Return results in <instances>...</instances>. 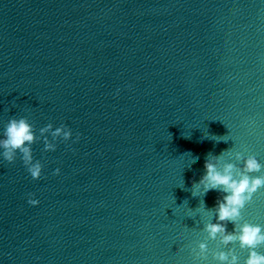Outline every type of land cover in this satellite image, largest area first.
Here are the masks:
<instances>
[{"label":"water","instance_id":"95a60500","mask_svg":"<svg viewBox=\"0 0 264 264\" xmlns=\"http://www.w3.org/2000/svg\"><path fill=\"white\" fill-rule=\"evenodd\" d=\"M13 117L43 171L0 157V264H215L221 194L190 188L209 152L264 164V0H0V138ZM49 123L73 136L45 152Z\"/></svg>","mask_w":264,"mask_h":264},{"label":"clouds","instance_id":"9594fccd","mask_svg":"<svg viewBox=\"0 0 264 264\" xmlns=\"http://www.w3.org/2000/svg\"><path fill=\"white\" fill-rule=\"evenodd\" d=\"M119 90H117V95ZM40 135L43 137L44 151H55L57 141L67 142L72 139V130L65 124H61L53 130L51 123L40 128ZM45 133H50L45 136ZM228 134L219 136L227 137ZM80 139L76 135L75 141ZM37 141L34 127L27 117L19 119L11 118L0 138V157L9 164L14 163L19 157L33 180L42 177L43 164L35 160L32 145ZM228 142L221 139L216 142ZM234 160L233 162H223L224 156ZM199 157H193L194 164ZM242 164V166H240ZM204 173L198 181H193L191 185V195L193 198L206 196L210 191L220 193L212 208H208L204 202L202 210L206 215L214 217L215 222L208 221L203 225L202 231L207 235L205 242H200L198 248H193L192 253L196 259L207 261L209 254L215 264H241L240 256L235 248L228 247L230 244H238L241 250H247V258L243 264H264V252L259 251L264 248V226L250 223L244 219L243 210L253 200L254 195L264 189V164H261L254 155H247L242 151L222 150L219 155L209 152L204 162ZM60 169L55 170L58 175ZM259 173V175H257ZM30 198L28 203L36 206L37 199ZM232 224L231 231L227 225ZM217 241V249L210 250L207 241ZM227 249L221 250V247Z\"/></svg>","mask_w":264,"mask_h":264}]
</instances>
